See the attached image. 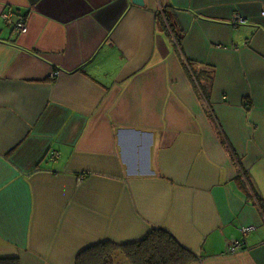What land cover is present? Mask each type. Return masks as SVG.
<instances>
[{
  "label": "crops",
  "instance_id": "1",
  "mask_svg": "<svg viewBox=\"0 0 264 264\" xmlns=\"http://www.w3.org/2000/svg\"><path fill=\"white\" fill-rule=\"evenodd\" d=\"M143 1L0 0V258L161 228L264 264V0Z\"/></svg>",
  "mask_w": 264,
  "mask_h": 264
},
{
  "label": "trees",
  "instance_id": "2",
  "mask_svg": "<svg viewBox=\"0 0 264 264\" xmlns=\"http://www.w3.org/2000/svg\"><path fill=\"white\" fill-rule=\"evenodd\" d=\"M247 186L245 184L246 192L251 191L258 198L254 187L251 185L250 190ZM196 260L197 256L173 234L153 228L136 241L107 239L92 244L80 251L77 264H192ZM0 264H21V260L18 257L0 258Z\"/></svg>",
  "mask_w": 264,
  "mask_h": 264
},
{
  "label": "built area",
  "instance_id": "3",
  "mask_svg": "<svg viewBox=\"0 0 264 264\" xmlns=\"http://www.w3.org/2000/svg\"><path fill=\"white\" fill-rule=\"evenodd\" d=\"M19 26H20L21 32L26 33L28 31V27L24 23H21ZM254 229L255 227L253 226L245 227L242 230L243 236L244 237L247 236ZM245 249H246V242L244 239L241 238V239H237L229 243V245L227 246V253L228 255H235V254L245 251Z\"/></svg>",
  "mask_w": 264,
  "mask_h": 264
},
{
  "label": "water",
  "instance_id": "4",
  "mask_svg": "<svg viewBox=\"0 0 264 264\" xmlns=\"http://www.w3.org/2000/svg\"><path fill=\"white\" fill-rule=\"evenodd\" d=\"M132 2L135 5H138V6H143L144 5V1L143 0H132ZM231 36H232V34H231Z\"/></svg>",
  "mask_w": 264,
  "mask_h": 264
},
{
  "label": "rangeland",
  "instance_id": "5",
  "mask_svg": "<svg viewBox=\"0 0 264 264\" xmlns=\"http://www.w3.org/2000/svg\"><path fill=\"white\" fill-rule=\"evenodd\" d=\"M194 75V74H193ZM197 78H201V76H199L198 74H197ZM195 80H196V78H195ZM197 81V80H196ZM199 86V85H198ZM200 88V87H199ZM204 97V96H203ZM203 103L207 106V108H209L210 109V106L208 105V103H207V100L205 99V97L203 98ZM211 111V110H210Z\"/></svg>",
  "mask_w": 264,
  "mask_h": 264
}]
</instances>
